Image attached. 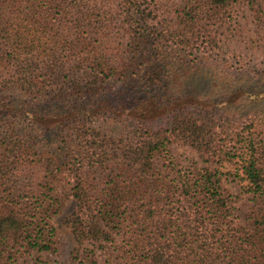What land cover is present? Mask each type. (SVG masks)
Instances as JSON below:
<instances>
[{
	"label": "trees",
	"instance_id": "1",
	"mask_svg": "<svg viewBox=\"0 0 264 264\" xmlns=\"http://www.w3.org/2000/svg\"><path fill=\"white\" fill-rule=\"evenodd\" d=\"M233 2L0 0V95L29 98L0 96V264L54 253L69 196L71 264H264V119L211 123L192 90L165 91L191 58L228 49ZM174 142L247 180L254 221L242 226L223 171L181 164Z\"/></svg>",
	"mask_w": 264,
	"mask_h": 264
},
{
	"label": "rangeland",
	"instance_id": "2",
	"mask_svg": "<svg viewBox=\"0 0 264 264\" xmlns=\"http://www.w3.org/2000/svg\"><path fill=\"white\" fill-rule=\"evenodd\" d=\"M232 9L225 17L226 23L220 28L227 34V50L221 55L211 57L191 58L190 65L181 69L177 79H171L166 92L175 96L191 93L197 96L198 103L192 112L204 116L211 123L230 120L246 126L248 117L260 115L264 119V0H234ZM199 54V53H198ZM173 85V86H172ZM172 86V87H171ZM114 90V87L107 86ZM154 89V88H153ZM170 89V90H169ZM152 90L150 93H157ZM7 101L29 99L19 89H10L0 95ZM45 99L31 100V105L42 108ZM47 101V100H46ZM205 108H202L204 106ZM171 122V116L151 122V127H166ZM242 123V124H241ZM245 123V125H243ZM262 134L257 141L262 142L264 127L258 128ZM3 135L0 127V138ZM172 151L183 165L194 163L196 167L218 168L221 174L222 187L236 201L235 214L240 217L243 227L249 221H254L258 212L257 202L248 190V181L232 173L224 162H207L198 151L183 143L174 142ZM231 171V173H229ZM77 207L72 196L66 197L61 210L52 218L56 227L54 253L28 251L17 255L14 264H36L37 258L54 260L56 264H71V254L76 247L74 233L69 227L67 218Z\"/></svg>",
	"mask_w": 264,
	"mask_h": 264
}]
</instances>
